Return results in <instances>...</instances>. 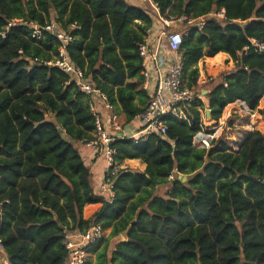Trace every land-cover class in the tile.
Segmentation results:
<instances>
[{
	"label": "trees",
	"instance_id": "trees-1",
	"mask_svg": "<svg viewBox=\"0 0 264 264\" xmlns=\"http://www.w3.org/2000/svg\"><path fill=\"white\" fill-rule=\"evenodd\" d=\"M152 2L166 18L223 9L201 28L180 22L185 86L195 87L205 56L224 52L234 68L203 99L182 103L184 117L164 116V134L110 143L119 165L137 159L144 168L120 167L108 200L93 190L77 149L95 137L89 96L46 63L60 43L45 26L71 37L69 61L125 125L149 98L138 48L156 16L130 0H0V246L8 264H65L64 239L92 223L109 231L83 264H264V132L249 129L235 149L223 137L194 144L204 108L216 122L225 106L254 111L264 96V52L250 43L264 44V0ZM88 203L100 206L83 218Z\"/></svg>",
	"mask_w": 264,
	"mask_h": 264
},
{
	"label": "built area",
	"instance_id": "built-area-1",
	"mask_svg": "<svg viewBox=\"0 0 264 264\" xmlns=\"http://www.w3.org/2000/svg\"><path fill=\"white\" fill-rule=\"evenodd\" d=\"M148 1L156 9L157 18L161 22L162 27L152 44H149L145 39V42L141 43L138 48V54L142 58L143 64L142 74L144 81L142 87L147 90L150 75L153 78V85L148 93L149 98L145 109L138 115L140 127L133 132H128L126 129L123 130L118 122L113 124L116 129L115 133H106L104 131L99 111L96 109L94 102L95 99L105 102L104 94L94 87L79 67L69 61L65 46L71 40V37L67 33L53 28L52 24L45 26V29L52 30L60 43L54 59L46 63L56 65L64 72H67L69 79L73 81L77 88L89 96V108L94 115L95 137L89 141L79 143H83L95 151L98 149L102 150L105 166L101 190L109 193V200H111L113 195V178L120 167H125L122 165L123 163L119 165L114 160L113 155L115 150L110 146V143L117 138H145L153 132L164 134L166 131L164 116L171 114L178 118L184 117L181 104L189 103L195 97L192 89L182 83V64L177 53L182 37L180 32H167L170 23L175 21L186 22L187 24H195L198 28H201L206 17H224L223 9H218L198 18L187 17L185 15H180L177 18L174 16L166 18L159 14L158 8L152 0ZM39 34V29L36 25H33L32 36L38 37ZM250 43L257 52H264V44L262 42L251 38ZM164 47L172 53L170 62L167 61L165 54L162 52ZM115 119L116 115H112L111 120L115 121ZM206 135V137L199 138L198 142L200 146L209 147V139H207L209 138V134ZM104 232L99 223H92L81 234H68L64 239L65 247L68 249L65 264H83L89 247L102 237ZM0 264H8L7 256L1 246Z\"/></svg>",
	"mask_w": 264,
	"mask_h": 264
},
{
	"label": "rangeland",
	"instance_id": "rangeland-1",
	"mask_svg": "<svg viewBox=\"0 0 264 264\" xmlns=\"http://www.w3.org/2000/svg\"><path fill=\"white\" fill-rule=\"evenodd\" d=\"M141 1V4L146 7L150 13H154L155 16V12H153V7L150 2L148 0ZM172 31L182 33L183 27L180 25V22L175 21L170 23L167 32ZM197 65L199 69V77L197 84L192 88V91L194 95L198 94L202 99L205 94L204 91L208 90L212 85L218 83L219 81H222L221 79L224 73L232 70L234 67V63L228 55H214L211 57L205 56L199 60ZM117 122L122 126L121 119H117ZM202 122L203 130L201 133L199 132L200 135L197 134L198 136H196L197 145H199V138L206 137V134H209V138L207 139L212 137H223L224 139H227L229 143L233 144L235 149L241 137L249 129L256 128L264 132V96L260 99L258 106L254 111H249L239 102L225 106L221 117L216 122L210 120L209 115L206 117L202 111ZM164 189V186L158 187L157 193L162 194ZM108 231V229L105 231V235Z\"/></svg>",
	"mask_w": 264,
	"mask_h": 264
},
{
	"label": "crops",
	"instance_id": "crops-1",
	"mask_svg": "<svg viewBox=\"0 0 264 264\" xmlns=\"http://www.w3.org/2000/svg\"><path fill=\"white\" fill-rule=\"evenodd\" d=\"M132 1L135 4L142 5L141 4V2H142L141 0L140 1L139 0H131V2ZM153 12H155L156 20H155L154 25L150 28V30L148 31V34H147L146 41L149 44H152L155 41V38H156V36L159 33L158 31L162 27L161 22L157 18L156 9L154 7H153ZM162 52L165 54L167 61L170 62L171 61V57H172V53L168 49H166L165 47L163 48ZM216 55H228V54H226L224 52H219V53L215 54V56ZM208 57H211V56H208ZM202 81H204V80H202ZM219 82H221V81H219ZM152 85H153V78L150 75L148 86H147L148 93H149ZM205 91H207V90H205ZM94 102H95V105H96V109L99 111V115L101 117V120L103 121L102 126H103L104 131L106 133H115L116 129L114 128L113 124L117 123V119H119L118 115L113 113V112H110L109 111L110 108L106 105V103L103 100L95 99ZM206 109L207 108H204L203 114L207 117L209 114H207ZM112 115H116L115 121L111 120ZM139 127H140V121H139V117L138 116H136L128 124L122 125V129L123 130L126 129V131H128V132L136 131V130H138ZM198 135H200V134H198ZM198 135H196V136H198ZM196 136L194 137V144L195 145L198 144L197 141H196ZM77 149L79 150L83 160L85 161L86 166L90 170V173H91V175H90V183L92 185L93 190L96 193L101 194L106 199H108L109 193L107 191H102L101 190V183H102V180H103V169H104V166H105V161H104L102 150L98 149L97 151H95V150L91 149L90 147L86 146L83 143H81V144L79 143L77 145ZM122 165H124L125 167H130L132 169H136V170H143V168H144V163L140 162L137 159H126V160L123 161ZM99 206H100V203H88V204H85L83 206V208H82V216H83V218L90 217L99 208Z\"/></svg>",
	"mask_w": 264,
	"mask_h": 264
},
{
	"label": "water",
	"instance_id": "water-1",
	"mask_svg": "<svg viewBox=\"0 0 264 264\" xmlns=\"http://www.w3.org/2000/svg\"><path fill=\"white\" fill-rule=\"evenodd\" d=\"M207 91H204V93H206ZM206 112H207V114H209V109L207 108L206 109ZM66 137V136H65ZM178 178H180L182 181H184L185 179H186V176L185 175H182V174H179L178 175ZM122 235H125V232H123V234Z\"/></svg>",
	"mask_w": 264,
	"mask_h": 264
}]
</instances>
